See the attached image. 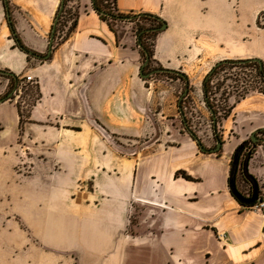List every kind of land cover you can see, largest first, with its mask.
I'll list each match as a JSON object with an SVG mask.
<instances>
[{
	"label": "crops",
	"instance_id": "0c3cea01",
	"mask_svg": "<svg viewBox=\"0 0 264 264\" xmlns=\"http://www.w3.org/2000/svg\"><path fill=\"white\" fill-rule=\"evenodd\" d=\"M6 2L0 0V47L9 34L16 46L0 52L7 69L0 70L16 76L26 55L20 45L47 54L60 0ZM77 3L68 36L51 45L48 58L33 56L40 61L27 75L37 78L39 99L22 128L23 156L36 165L25 177L8 165L16 105L0 103L8 130L0 128V208L16 206L22 225L2 229L15 251L1 253L0 264H264V209L243 208L227 185L235 148L264 129V94L231 97L218 124L222 144L204 153L183 128L177 80L158 77L184 75L192 86L229 53L264 62V30H252L264 0H115L122 14L166 24L152 56L165 71L147 78L140 77L138 19L105 21L91 0ZM113 136L133 149L121 154ZM247 169L263 189L262 142Z\"/></svg>",
	"mask_w": 264,
	"mask_h": 264
},
{
	"label": "rangeland",
	"instance_id": "374dc122",
	"mask_svg": "<svg viewBox=\"0 0 264 264\" xmlns=\"http://www.w3.org/2000/svg\"><path fill=\"white\" fill-rule=\"evenodd\" d=\"M78 0H67L66 6L64 8V12L62 16L59 19V24L56 26V34L55 38L52 41L53 43H59L60 41L64 40L66 36H68L69 31L71 29V25L74 24V20L76 19V16L78 14ZM106 6L113 8V0H107ZM233 8L238 12V3L235 1L232 3ZM12 24L14 23V19L11 18ZM138 26H145L149 27L151 25H155L159 27L160 25L155 24L154 22L150 20H140L138 22ZM137 25L134 24L135 28ZM256 28L263 29L264 30V10L260 11L258 14H256L255 22L252 26V30H256ZM247 30H250L247 28ZM51 33V32H50ZM50 33L48 36V39L50 40ZM158 34V33H157ZM157 34L151 35L146 40V47L152 52L153 56V48L155 44V39ZM1 35L2 37L5 36L3 34V31L1 29ZM9 38L11 41L9 43H6L4 40L0 47V52L8 50L10 47V44H12V47H15L13 37L9 34ZM250 37L246 35L244 39V44H247ZM46 52L44 54H41V56H45ZM231 59L227 60H242L239 59L236 56H231L229 53ZM140 63L143 64L145 57L144 55H141ZM261 60V59H260ZM40 60L38 58H35L33 56L25 55L24 57V69H21L19 73L16 75V82L11 77L0 75V89H3V92L0 95V98L6 97L9 93H12L10 96V99L7 100L10 103H14L16 105V108L19 113L20 122L18 124V135H16V139H14L15 144V150H14V161L12 164H8L11 167V172L13 174H17L19 177L26 176L32 172H34L35 164L31 162L30 159H26L24 157L22 152V128L23 123L26 121V118L29 114V110L31 106H33L36 101L39 99V93H38V83L36 82L37 78L32 77V80L27 81L26 77L27 75H32V73L29 71L31 68L34 67V65L38 64ZM262 61V60H261ZM217 63V62H216ZM264 64V62H263ZM215 65V63H214ZM213 65V66H214ZM212 66V67H213ZM0 69H5V66L0 64ZM159 69L158 66L154 64L153 59L151 58L147 65L145 66L144 73H148L150 71H154ZM207 76V75H206ZM158 77L162 79L169 80V78L173 80H177V90L175 92V95L177 99L179 100V97L181 94H183V91L185 90L186 84H187V90L188 94L184 95L180 99V117L183 123V120L185 121L187 128L190 132H192L196 137L201 141V145L206 146L207 149H213L215 147L216 138L214 136L213 131V122L212 117L210 113V109L206 106L204 99H203V92H202V82L203 78L198 77L192 79V86L189 85V83H185L183 80L178 78V76L170 74V73H162V75H158ZM206 78V77H205ZM259 79L256 76L255 70L252 66L250 67H236V66H226L222 70H218L215 76L211 79L209 84V102L213 106V108L216 110L215 115V131L217 133L218 139L221 141V137L219 134V126L218 124L222 121V116L224 112H228L231 105V97L234 98L235 101H238L242 99L244 96H246L250 92H259V89L262 88L259 83ZM246 92V94H244ZM260 93V92H259ZM244 94L242 97L241 95ZM6 117H8V114H6ZM184 125V123H183ZM185 127V126H184ZM183 127V128H184ZM0 128L4 129L6 131V135L8 133V130L6 126H3V124H0ZM185 129V128H184ZM185 132L187 130L185 129ZM125 141L122 139H118L117 137H110V144L113 145L118 149V151L121 154H124L127 149H133L134 145L133 143H127L124 144ZM247 152V151H245ZM239 189L242 192H245L247 190V186L245 184L239 183ZM11 224L15 225L17 224L22 228V225H20L19 218H18V211L16 209V206L11 205L9 208H6L5 210L0 208V254L7 252L6 250L12 252V248L9 247V244L7 241V236H1V231L5 227L11 226ZM11 229V228H10ZM9 238V237H8ZM15 251V250H13ZM2 260H0L1 262Z\"/></svg>",
	"mask_w": 264,
	"mask_h": 264
},
{
	"label": "trees",
	"instance_id": "16d2710c",
	"mask_svg": "<svg viewBox=\"0 0 264 264\" xmlns=\"http://www.w3.org/2000/svg\"><path fill=\"white\" fill-rule=\"evenodd\" d=\"M66 1L67 0H63L64 7L59 13L57 24H59V19L64 12ZM91 3H92V10L105 21H108V20L133 21L135 19H138V22H140V20H150L157 25L161 24L159 27H161L162 24L164 23L161 19L155 17L154 15H150V14H140L139 16L131 15V14H122L117 11L115 0H113V5H114L113 8L106 6L108 5L107 0H91ZM57 14H58V10H57ZM57 24L55 25L54 38L56 34ZM73 25H75V20H74ZM73 25H71V29ZM136 25L137 27H135V31H134L135 36H136V41H137L136 44L138 45L141 55H144L145 59H146V55H148L149 60H150L152 58V52L146 47L145 43H146L147 38H149L151 35L155 36V34L159 32V27L155 25H151L149 27H145V26L140 27L138 26L137 22H136ZM20 48H22V50L26 52H29L28 50H25L22 47V45H20ZM24 54L29 55V56H35V53H32V54L24 53ZM230 65L236 66V67H247V68L252 66L255 70L257 78L259 79L258 83L261 86H263L262 88L259 89V92L264 94V64L263 62L261 63V67L259 66L258 62L252 59L238 60V61L225 60V61L215 63L210 73L207 75L206 78H204L202 82V92H203L202 96H203L206 106L210 109L215 138H218L217 133L215 131L216 110L213 108V106L209 102V98H208L209 84H210L211 79L215 76L218 70H222L224 67L230 66ZM144 70H145V67H144ZM178 78H180L185 83H187V80L184 75H178ZM244 94H246V92ZM244 94H242L241 97ZM229 111L230 109L228 110V112ZM228 112H224L222 119L227 116ZM183 123L185 126L184 128L187 130V133H189L192 138H197L196 135H194L192 132L188 130L187 125L184 121ZM256 134H259L258 137L255 135L257 138L256 142H252L249 138L248 140L242 142L240 145H238L235 148L232 154V157H231V161L229 162V176L227 178V185H228L229 191L232 197L234 198V200H236V202L243 208H248V209H252L253 206L257 203V201L264 200V187L263 189L259 187L258 182L255 180V178L252 175L249 174L248 169H247V163L252 157L254 146L259 144V142H262L264 145V129L258 130ZM203 152L209 153L210 149H206ZM182 175L184 179L189 180V177L187 175L183 173ZM240 181H243L245 184L248 185V189L246 190V192H242L239 189Z\"/></svg>",
	"mask_w": 264,
	"mask_h": 264
},
{
	"label": "water",
	"instance_id": "95a60500",
	"mask_svg": "<svg viewBox=\"0 0 264 264\" xmlns=\"http://www.w3.org/2000/svg\"><path fill=\"white\" fill-rule=\"evenodd\" d=\"M4 4H5L6 7H7V2H6V0H4ZM6 7H5V8H6ZM63 7H64L63 0H60V7L58 8V14L55 16V20H54V23L52 24V28H51L50 40L48 41V50H47V54H46L45 56H43V57L38 56V55H35V56H37V57L40 58V59H46V58H48V57L50 56V54H51V45H52V41L54 40L55 25L57 24L58 17H59V13H60V11L62 10ZM6 14H7V19H9V13L6 12ZM165 27H166V24L163 23L162 26L159 27V31H160V30H163ZM9 28H10V30H12L11 25H9ZM16 43L19 44V42H18L17 40H16ZM18 46H19V45H18ZM21 49H22V48H21ZM22 51H23L24 53L32 54L31 52H26V51H24V50H22ZM148 60H149V56L146 55V59L144 60L142 66H141V70H140V75H141L140 77H141V78H147L148 76H151L152 74H155L156 72H159V71H165V70H154V71L152 70V71H150V72H148V73H144V72H143V71H144V67L147 65ZM252 60L258 62L259 66L261 67V63H262V61H261L260 59H253V58H252ZM0 74H4L5 76H11V77L15 80V82H16V80H17L16 76H14L13 74H11V73L8 72V71L0 70ZM11 94H12V93H9L8 96H6L5 98H4V97L0 98V103L3 102V101H6V100H8V99H10ZM184 94H187V91H185V92L181 95V98L184 96ZM250 140H251L252 142H256V141H257V138L254 136V134H252V135L250 136ZM216 143H217L216 146L211 150V152L218 151L219 148H220V146H221V144H222L221 141H220L218 138H216ZM199 147H200V150H201V151H204V148L201 146V144L199 145Z\"/></svg>",
	"mask_w": 264,
	"mask_h": 264
},
{
	"label": "built area",
	"instance_id": "2783aa9c",
	"mask_svg": "<svg viewBox=\"0 0 264 264\" xmlns=\"http://www.w3.org/2000/svg\"><path fill=\"white\" fill-rule=\"evenodd\" d=\"M26 80L30 81V80H32V77L27 76ZM252 209H254V210H263L264 209V200L257 201V203L253 206Z\"/></svg>",
	"mask_w": 264,
	"mask_h": 264
},
{
	"label": "flooded vegetation",
	"instance_id": "af4514ba",
	"mask_svg": "<svg viewBox=\"0 0 264 264\" xmlns=\"http://www.w3.org/2000/svg\"><path fill=\"white\" fill-rule=\"evenodd\" d=\"M8 77H11V76H8ZM12 78V77H11ZM13 79V78H12ZM15 81V80H14Z\"/></svg>",
	"mask_w": 264,
	"mask_h": 264
}]
</instances>
